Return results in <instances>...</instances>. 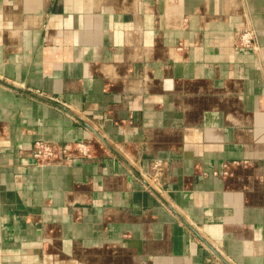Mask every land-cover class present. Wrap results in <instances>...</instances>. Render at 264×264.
Here are the masks:
<instances>
[{
	"label": "crops",
	"instance_id": "1",
	"mask_svg": "<svg viewBox=\"0 0 264 264\" xmlns=\"http://www.w3.org/2000/svg\"><path fill=\"white\" fill-rule=\"evenodd\" d=\"M263 94L264 0H0V264H264Z\"/></svg>",
	"mask_w": 264,
	"mask_h": 264
},
{
	"label": "built area",
	"instance_id": "2",
	"mask_svg": "<svg viewBox=\"0 0 264 264\" xmlns=\"http://www.w3.org/2000/svg\"><path fill=\"white\" fill-rule=\"evenodd\" d=\"M253 36L250 30L239 33L238 43L240 46L253 44ZM264 103V94H263ZM32 156L40 163H48L59 160H72L74 158L90 157V145L83 141L57 144L47 140H36L31 148Z\"/></svg>",
	"mask_w": 264,
	"mask_h": 264
}]
</instances>
